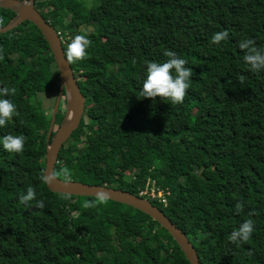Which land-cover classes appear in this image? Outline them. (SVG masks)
<instances>
[{"label": "trees", "instance_id": "1", "mask_svg": "<svg viewBox=\"0 0 264 264\" xmlns=\"http://www.w3.org/2000/svg\"><path fill=\"white\" fill-rule=\"evenodd\" d=\"M77 1L35 0L64 34L65 52L69 38L91 41L84 60L69 62L85 107L60 150L56 177L65 180L67 167L68 179L148 199L202 264H264V70L254 72L239 48L252 39L264 50V0H99L87 10ZM15 14L0 7V26ZM224 30L229 37L211 44ZM165 50L193 70L181 104L140 96L146 62H166ZM54 60L33 23L0 32V87L16 88L0 99L19 112L0 127V264H190L143 211L112 200L86 209L95 197L52 193L40 179L52 114H44L37 94L57 90ZM60 104L52 136L65 98ZM7 134L28 137L22 153L4 150ZM146 183L168 193L166 205L140 194ZM29 186L36 199L21 203ZM37 200L46 207L37 208ZM239 201L242 213L235 211ZM247 219L255 222L251 238L229 242Z\"/></svg>", "mask_w": 264, "mask_h": 264}, {"label": "water", "instance_id": "2", "mask_svg": "<svg viewBox=\"0 0 264 264\" xmlns=\"http://www.w3.org/2000/svg\"><path fill=\"white\" fill-rule=\"evenodd\" d=\"M0 7L10 9L16 13L6 25L0 26V32L12 31L25 22H31L45 37L55 58L54 61L57 67L56 72L58 74V88L47 133L45 168L43 174L54 172L62 146L80 123L84 112L85 98L80 92L81 90L77 83V78L74 76L70 63L66 59V52L58 31H56V29L45 20L41 12L36 9L35 0H30L29 2H23L22 0H0ZM62 94L66 96L64 116L56 132L52 136ZM46 186L52 193L89 197H95L96 191L103 188L110 193L109 200L130 205L148 214L153 221L158 223L169 233V236L183 251L190 264H202L193 244L188 240L186 235L180 228L178 229L157 206L149 202L148 199L120 188L100 184H89L72 179L61 180L57 177H55L54 183L51 185L46 184Z\"/></svg>", "mask_w": 264, "mask_h": 264}, {"label": "clouds", "instance_id": "3", "mask_svg": "<svg viewBox=\"0 0 264 264\" xmlns=\"http://www.w3.org/2000/svg\"><path fill=\"white\" fill-rule=\"evenodd\" d=\"M2 22V21H0ZM229 37V32L224 30L217 32L212 36L211 44L219 46L222 41ZM91 46V41L84 35H77L68 45L66 50V59L68 62L82 61L87 56V49ZM239 48L246 50L244 55L245 62L250 65L254 72H260L264 70V50L255 46V41L252 39H245L239 42ZM164 55L168 58L164 63L158 62H146L147 65V78L143 83L140 96L143 98L155 99L160 97L165 101L170 100L172 104L183 103L187 90L191 87L190 80L193 75L192 68L186 67L188 61L179 58L175 51L165 50ZM137 61L132 59L131 63L135 64ZM245 77L240 76L239 81L244 83ZM16 94L15 87H0V96H14ZM19 115L16 105L10 99H0V127L6 126L13 115ZM23 123V122H22ZM28 137L25 135H12L7 134L3 137V148L8 152L22 153L25 148V144ZM65 179H68L71 175L67 167L61 169ZM56 173L48 172L42 174L40 179L45 183L51 185L55 182ZM36 191L33 187L27 188L26 194L20 196L21 203L28 204L30 201L36 199ZM110 199V193L101 188L95 193V199L91 201H85L83 203L84 208H94L100 204H107ZM36 207L43 209L46 207L43 200H37ZM245 204L243 201H239L235 204V211L242 213L244 211ZM255 213L248 212V216L251 217ZM75 218V213L72 214ZM254 220L247 219L243 222L238 230L233 231L229 236V242L239 246L241 242H247L254 231Z\"/></svg>", "mask_w": 264, "mask_h": 264}, {"label": "rangeland", "instance_id": "4", "mask_svg": "<svg viewBox=\"0 0 264 264\" xmlns=\"http://www.w3.org/2000/svg\"><path fill=\"white\" fill-rule=\"evenodd\" d=\"M25 1H27V0H25ZM98 2H99V0H79V1H77V5L80 7H84L87 10L93 4H96ZM42 12H44V11H42ZM65 20H66V22H68L70 20V15H67ZM61 37L64 38V34H62ZM56 91L57 90L54 88L50 92L37 94V98L41 104L42 111L44 112L45 115L52 114L53 107H54L55 100H56ZM61 97L66 98V96H64V94L61 95ZM60 106L63 107V104H60ZM64 106H65V104H64ZM68 142H70V141H68Z\"/></svg>", "mask_w": 264, "mask_h": 264}, {"label": "built area", "instance_id": "5", "mask_svg": "<svg viewBox=\"0 0 264 264\" xmlns=\"http://www.w3.org/2000/svg\"><path fill=\"white\" fill-rule=\"evenodd\" d=\"M69 41H71V39L69 38ZM154 186L149 187L148 183H146V187L144 188V190H142L140 192L141 195H149V197L151 198H155L157 197L159 199V202L161 203V205H166V197L168 196V193H164L163 191H158L156 189H153Z\"/></svg>", "mask_w": 264, "mask_h": 264}]
</instances>
